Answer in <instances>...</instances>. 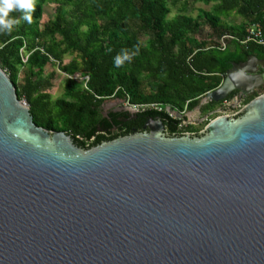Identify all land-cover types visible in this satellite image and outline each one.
I'll return each instance as SVG.
<instances>
[{
  "label": "water",
  "instance_id": "1",
  "mask_svg": "<svg viewBox=\"0 0 264 264\" xmlns=\"http://www.w3.org/2000/svg\"><path fill=\"white\" fill-rule=\"evenodd\" d=\"M249 59L206 97L264 85ZM146 127L83 148L0 67V264H264V92L197 135Z\"/></svg>",
  "mask_w": 264,
  "mask_h": 264
},
{
  "label": "trees",
  "instance_id": "2",
  "mask_svg": "<svg viewBox=\"0 0 264 264\" xmlns=\"http://www.w3.org/2000/svg\"><path fill=\"white\" fill-rule=\"evenodd\" d=\"M50 1L56 3L54 14L41 23L44 5ZM198 2L213 6L196 16L186 14L188 6ZM32 3L31 23L22 18L23 11L15 10L10 15L18 23L11 31H0V67L18 98L27 102L37 126L64 131L83 148L126 135L149 115L170 123L165 128L169 136L197 132L191 125L178 130L179 121L171 119L166 106L193 109L199 97L221 84L233 64L248 55L264 59V44L243 42L251 25L258 26L264 38V0H170L179 6L172 18L166 0ZM233 16L241 21H227ZM204 26L215 36L198 37ZM223 37L228 39L222 48L218 41ZM125 54L128 59H123ZM66 55L71 59L63 63ZM117 56L123 59L119 67ZM53 61L69 76L63 96L54 100L48 93L49 77L44 76L45 66ZM85 76L88 79L79 84L78 77ZM110 97L138 106L139 125L128 112L104 118L100 106ZM214 105L209 101L203 111ZM115 125L118 130L110 134Z\"/></svg>",
  "mask_w": 264,
  "mask_h": 264
},
{
  "label": "rangeland",
  "instance_id": "3",
  "mask_svg": "<svg viewBox=\"0 0 264 264\" xmlns=\"http://www.w3.org/2000/svg\"><path fill=\"white\" fill-rule=\"evenodd\" d=\"M166 1L168 2L170 9H171V12L169 14V18H172L173 16H175V14H177L179 12V6H173L170 3V0H166ZM55 6H56V3L54 1H50L44 5L41 23L45 22L48 18H51L53 16L54 11H55ZM212 6H213L212 3L204 4V3L198 2L195 4H191L188 6V8L186 10V14H189L191 16H196L200 13L201 10H209L212 8ZM227 21L232 22V23H239L241 21V18L237 17V16H233V17L228 18ZM211 36H215L214 32L208 26H204L200 30L198 37L206 39V38H209ZM226 39H228V38L223 37L218 42H220L221 45H222V43L226 44V42H227ZM70 59H71V56H69V55L64 56L63 63L69 62ZM24 60H26V57H24ZM44 76L49 77V80L51 82V87H50V89H48V93H49L51 99L54 100L56 98L62 97L64 94L65 79H67L68 76L66 74L62 73L58 69L57 62L53 61L50 64H47L45 66ZM18 79H19V77H18ZM77 81L79 82V84L84 83V80L82 77H78ZM207 93H205L204 96L199 97V99H198L199 103L197 104L196 107H194L193 109H190V110H188V109L184 110L183 115L185 114L188 117V120H185L184 122L181 123L183 127H185V125L189 123V125L194 127V129L197 130V133H199L200 131H202L205 128V126L212 119H214L217 116L224 115L225 112H228L230 110L229 107H228V109H225V108L220 109V107H222L223 105H222V103H220V101H217V102H215L216 105H214L211 109L203 111L204 106H202V105H205L207 102L211 101L210 98L206 97ZM228 96L225 99L227 101H232V103H234L235 102L234 98H236V96H232L230 98H228ZM225 99H223L222 101H224ZM22 101L26 102L25 100H22ZM26 104H27V102H26ZM121 106L124 107V109L129 111L130 113H134L139 109V107H137V106H133V107L130 106L123 99H116L114 97H110V98L104 100L100 110L104 111V112L109 111L110 109H112L114 111L123 110V108H121ZM129 107H131L132 109H129ZM149 107H152V106H149ZM214 111H218V112H214ZM197 119H201V120L197 121ZM193 133H196V132H193ZM190 134H192V133H190Z\"/></svg>",
  "mask_w": 264,
  "mask_h": 264
},
{
  "label": "flooded vegetation",
  "instance_id": "4",
  "mask_svg": "<svg viewBox=\"0 0 264 264\" xmlns=\"http://www.w3.org/2000/svg\"><path fill=\"white\" fill-rule=\"evenodd\" d=\"M249 56H252L253 57V55H248L247 57H246V59L243 61V62H240V63H238V64H233L232 65V67L229 69V71L230 70H236L238 67H242L243 65H241L242 63L243 64H245V66L246 67H250V68H252L253 67V65H252V63H250L251 62V59H249ZM254 57H256V56H254ZM257 58V57H256ZM258 60H263L264 61V59H260V58H257ZM256 65V71H255V74H258V75H260V74H262L263 72H264V68L260 65V64H255ZM228 71V72H229ZM235 74V73H234ZM234 79H236V80H238V77H237V75H235V78ZM264 92V85H262L260 88H257V89H255L254 90V93L253 94H250V93H248V94H243V93H241L240 91H238V90H236V89H234L231 93H235L233 96H236L237 98H239L240 99V101L242 102V103H246L248 100L250 101L251 99H253L255 96H257V95H259V94H261V93H263ZM229 98V97H228ZM208 103V102H207ZM207 103L205 104V105H207ZM221 103V102H220ZM205 105H202V106H205ZM102 107V104H101V106H100V108ZM167 107V106H166ZM121 108H123V110H117V111H114V110H112V109H110L109 111H106V112H104V111H101L100 110V113H101V115L104 117V118H110L109 117V114L110 113H116V112H128L129 114H131V117H132V120L131 121H134V122H136V124L137 125H139V120H141L142 118L141 117H139L140 116V114H138V112L140 111L139 109L136 111V112H134V113H130L129 111H127V110H125L124 109V107H122L121 106ZM222 108H225V109H228V106L226 105V106H222V107H220V109H222ZM231 109V108H230ZM165 110H166V108H165ZM167 111V110H166ZM180 114H181V116L180 117H176V116H174V115H172L170 112H168L169 113V115L171 116V119H173V120H178L179 121V124H178V130H181V128L183 127L182 126V122H184L185 120H188V117L184 114L183 115V112L184 111H178ZM214 112H218V111H214ZM158 115H156V116H151V115H149L145 120H144V122H143V124L141 125V126H139L138 128L136 127V126H132L131 127V132L132 131H141V132H143V131H150L151 129L149 128V127H146V122L147 121H149L150 119H154V118H156ZM160 117V116H159ZM161 118V117H160ZM162 120V119H161ZM199 120H201V119H197V121H199ZM162 124H163V131L167 134V132H166V127L167 126H169V122H166V119L165 120H162ZM187 125H189V123L188 124H186L185 126H187ZM98 130H100L99 128H98ZM118 130V128H117V126L115 125L114 127H112V130L109 132L110 134L112 133H115L116 131ZM177 133H180V134H183V133H185V132H177ZM190 133H192V134H194L193 132H190ZM180 134H176V135H180ZM197 134H199V133H197L196 132V134H194V135H197ZM117 136H121V135H117Z\"/></svg>",
  "mask_w": 264,
  "mask_h": 264
},
{
  "label": "clouds",
  "instance_id": "5",
  "mask_svg": "<svg viewBox=\"0 0 264 264\" xmlns=\"http://www.w3.org/2000/svg\"><path fill=\"white\" fill-rule=\"evenodd\" d=\"M15 10L23 11V19L29 23L32 22V12L34 5L32 0H0V31H11L12 27L18 21L11 17V13ZM127 55L123 59H128ZM123 59L120 56L116 58V65L119 67Z\"/></svg>",
  "mask_w": 264,
  "mask_h": 264
},
{
  "label": "built area",
  "instance_id": "6",
  "mask_svg": "<svg viewBox=\"0 0 264 264\" xmlns=\"http://www.w3.org/2000/svg\"><path fill=\"white\" fill-rule=\"evenodd\" d=\"M247 31H248V34H247L246 40L243 41V42L253 41V42L257 43V44H264V38H263V35H262V31H261V29L258 26L251 25V26H249ZM224 46H225V44L222 43V48ZM82 78L85 79V80L88 79L87 76L82 77ZM234 100H235L234 103H232V101H227L226 99L224 101H222V102L220 101L223 106L227 105L229 108H231L228 112H225L224 115L232 116V115L236 114L237 112H239L240 110H242V108L246 104V103H242L239 98L237 99V97L234 98ZM129 105L132 106V107L136 106V105H131V104H129ZM150 106L155 107L153 104H150Z\"/></svg>",
  "mask_w": 264,
  "mask_h": 264
}]
</instances>
